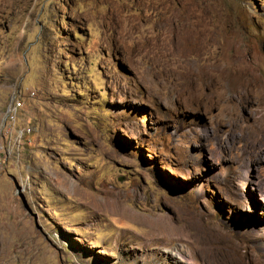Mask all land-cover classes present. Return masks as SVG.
I'll use <instances>...</instances> for the list:
<instances>
[{"label":"rangeland","instance_id":"1","mask_svg":"<svg viewBox=\"0 0 264 264\" xmlns=\"http://www.w3.org/2000/svg\"><path fill=\"white\" fill-rule=\"evenodd\" d=\"M263 119L264 0H0V264H264Z\"/></svg>","mask_w":264,"mask_h":264},{"label":"bare ground","instance_id":"2","mask_svg":"<svg viewBox=\"0 0 264 264\" xmlns=\"http://www.w3.org/2000/svg\"><path fill=\"white\" fill-rule=\"evenodd\" d=\"M238 101H243L244 100V97H245V94H246V91L243 90V89H240L238 90ZM221 97V96H220ZM219 98V97H218ZM222 99V98H221ZM245 126L241 123L239 128L240 130H242ZM254 132V131H253ZM262 132H264V119L258 123V126H256V134L259 133V134H262L264 135ZM252 135V134H251ZM257 136V135H256ZM261 136V135H260ZM253 137V136H252ZM256 138V137H255ZM261 138V137H260ZM262 140V139H261Z\"/></svg>","mask_w":264,"mask_h":264},{"label":"built area","instance_id":"3","mask_svg":"<svg viewBox=\"0 0 264 264\" xmlns=\"http://www.w3.org/2000/svg\"><path fill=\"white\" fill-rule=\"evenodd\" d=\"M20 107V102L19 101H15V104L14 105H9L8 107H7V113H17V110H18V108Z\"/></svg>","mask_w":264,"mask_h":264}]
</instances>
